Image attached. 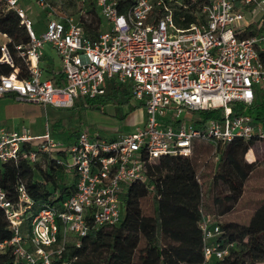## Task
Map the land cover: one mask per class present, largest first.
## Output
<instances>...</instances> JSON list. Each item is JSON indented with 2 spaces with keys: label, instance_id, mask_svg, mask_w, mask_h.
<instances>
[{
  "label": "built area",
  "instance_id": "obj_1",
  "mask_svg": "<svg viewBox=\"0 0 264 264\" xmlns=\"http://www.w3.org/2000/svg\"><path fill=\"white\" fill-rule=\"evenodd\" d=\"M78 1L79 14L62 13L37 34L21 0H0L18 14L31 38L21 52L30 77L20 78L18 70L2 76L0 98L12 95L69 109L80 100L105 96L116 84L142 103L146 119L133 132L113 138L82 130L69 147L55 141L49 122L43 139L26 126H0V163L18 161L32 143L38 152L64 149L68 157L60 163L76 174L75 192L60 206L45 204L33 216L24 185L17 203L0 189V206L13 231L10 240L0 243V252L10 249L20 264H67L60 260L68 244L80 247L92 230L122 221L124 193L134 182H148V165L159 158L192 157L208 144L220 160L219 149L236 139L264 140V126L248 110L264 91V0H209L201 13H193L188 27L176 20V6L188 7L181 0H133L124 12L119 0H94L102 21L111 25L95 38L82 20L91 0ZM0 35L7 39L0 43V62L13 65L10 38ZM47 46L61 60L58 80L46 78L41 68ZM234 104L244 109L235 115ZM209 109H222L223 118L203 120L201 112ZM28 156L38 159L34 150ZM221 224L203 212L201 264L222 261L236 247L223 240Z\"/></svg>",
  "mask_w": 264,
  "mask_h": 264
},
{
  "label": "trees",
  "instance_id": "obj_2",
  "mask_svg": "<svg viewBox=\"0 0 264 264\" xmlns=\"http://www.w3.org/2000/svg\"><path fill=\"white\" fill-rule=\"evenodd\" d=\"M46 1L54 7L64 4L65 8L77 6L76 0ZM119 1V8L122 12L134 3L133 0ZM181 1L188 7L176 6V20L180 26L188 27L195 21L193 13H201L202 7L209 0ZM88 5V13L92 14L95 20L88 24L84 21L83 25L89 36L95 38L101 32L102 18L94 0H91ZM181 17H184L183 21H180ZM260 31L263 32L264 28ZM0 33L7 34L10 38L7 47L13 59V65L0 62V80L2 76H9L15 70L19 71L20 78H29L27 62L21 56V52L25 51L31 42L29 32L21 23L18 14L7 10L1 2ZM1 56L0 50V58ZM130 99L131 95L125 88L113 84L105 96L80 100L78 104H81L83 108L101 110L108 104L127 103ZM243 109V105L234 104L233 113L236 115ZM248 110L254 114L256 121L264 126V91L257 94V100ZM201 118L203 120L222 119L223 110L202 111ZM256 141V139L249 141L236 139L222 146L219 149L221 161L216 173L205 181V184L199 181L197 166L192 157L164 156L152 162L148 165V182H134L124 193L125 213L122 221L115 226H104L92 230L87 237L82 239L80 247L68 244L60 262L65 261L67 264H132L141 240L142 200L149 197L154 206L158 238L162 239L161 237L167 236L180 243L167 242L162 245L158 239L155 248L162 264L203 263V234L200 222L203 212L212 214L205 210L207 200L216 193L214 202L222 208L219 215L212 214L217 218H222V215L231 211L240 201L245 183L255 170L256 158L250 159L252 150H248ZM203 145L205 144L198 148ZM33 150L38 153L36 161H32L28 156ZM67 157L64 149L38 152L34 144H27L25 153L18 161L0 163V189L6 192L11 201L17 203L20 198L19 188L24 185L32 202L28 215L33 216L45 204L60 206L76 190V174L68 172L65 165L60 163ZM246 157L249 162L246 161ZM225 187L228 189L227 192L220 191ZM221 225L224 231L223 240L226 243H235L236 247L224 260H213L210 264L264 263V202L255 211L248 224L226 221ZM12 236L10 221L5 210L0 206V243L10 240ZM0 264L20 263L8 249L0 252Z\"/></svg>",
  "mask_w": 264,
  "mask_h": 264
},
{
  "label": "rangeland",
  "instance_id": "obj_3",
  "mask_svg": "<svg viewBox=\"0 0 264 264\" xmlns=\"http://www.w3.org/2000/svg\"><path fill=\"white\" fill-rule=\"evenodd\" d=\"M67 2V0H64ZM75 8L66 7L65 4L54 9H49L37 0H21V5L30 14L33 27L37 34L46 30L49 21L57 18L62 13L79 14L81 4L76 0ZM83 14L82 20L87 24L95 20L92 14ZM79 16V15H78ZM97 22V19H96ZM111 28L108 20L101 21V31H109ZM5 39L0 35V43ZM56 69L60 70V58L55 55ZM6 102L15 103L12 107L5 106ZM79 101L78 106L69 109H56L38 103L19 101L12 97L0 98V113L8 112L13 116L9 124H21L28 126L35 138L43 139L46 133V123H50V130L55 141L63 147H69L77 138V133L88 130L92 137L102 136L113 138L123 134L133 132L137 125L143 124L146 113L142 103L131 97L127 103L108 104L102 109L83 108ZM82 103V102H81ZM1 124V122H0ZM77 132V133H76ZM37 140H35V143ZM34 146H36L34 144ZM252 150L250 159L256 158L255 170L251 173L245 183L243 196L235 207L228 213L222 215V222L230 221L246 225L255 211L264 202V140L256 141L248 151ZM247 151V152H248ZM247 154V153H246ZM200 174L201 181L209 180L215 173L221 159H216L212 147L208 144L198 148L192 156ZM246 159V158H245ZM248 161V160H246ZM41 162H44L41 160ZM45 165V164H44ZM43 165V166H44ZM206 189V186L204 187ZM227 188L220 191L227 192ZM216 193L207 200L206 211L219 215L222 209L215 204ZM143 224L141 227V240L134 255L132 264H162V260L157 253L156 245L158 239L162 245L167 242L180 244L170 237L158 238V228L154 219V206L149 197L142 200ZM172 240V241H171ZM264 264V263H259Z\"/></svg>",
  "mask_w": 264,
  "mask_h": 264
},
{
  "label": "crops",
  "instance_id": "obj_4",
  "mask_svg": "<svg viewBox=\"0 0 264 264\" xmlns=\"http://www.w3.org/2000/svg\"><path fill=\"white\" fill-rule=\"evenodd\" d=\"M55 55L58 56L56 54V52L52 48L47 46L46 50H45V57L41 61V68L43 69L44 76L46 78H51V79L58 80L59 77H60V73L62 72V68L60 70L56 69ZM61 65L62 64H61V61H60V66ZM6 97L14 98L12 95L11 96H6ZM5 104H6L5 106H7V107H9V106L12 107L15 103L6 102ZM75 106H78V105L76 104ZM8 111L7 112H3V113L1 111V113H0V122H1L0 126H4V127L9 128V129H17V128H21V127L25 126V125H21V124H16V125L9 124L10 121H12L13 116H11V114ZM26 127H28V126H26ZM79 132L77 133V137H78ZM246 160H247V157H246Z\"/></svg>",
  "mask_w": 264,
  "mask_h": 264
}]
</instances>
